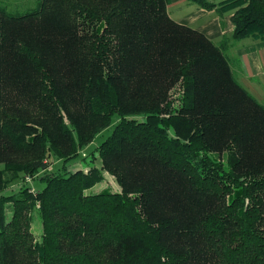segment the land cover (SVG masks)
<instances>
[{"label":"trees","instance_id":"trees-1","mask_svg":"<svg viewBox=\"0 0 264 264\" xmlns=\"http://www.w3.org/2000/svg\"><path fill=\"white\" fill-rule=\"evenodd\" d=\"M193 1L234 9L231 38L170 0H0V264H264V103L228 52L264 40V0ZM97 158L122 192L92 191Z\"/></svg>","mask_w":264,"mask_h":264},{"label":"crops","instance_id":"crops-1","mask_svg":"<svg viewBox=\"0 0 264 264\" xmlns=\"http://www.w3.org/2000/svg\"><path fill=\"white\" fill-rule=\"evenodd\" d=\"M221 1L224 0L214 3L218 4ZM185 6L188 12L182 16ZM168 12L175 21L199 30L215 42H219L223 36L231 38L234 32L232 21L234 9L205 7L193 0H170ZM228 52L230 58L240 62L238 72L243 86L264 103V40L251 37L236 41L231 39Z\"/></svg>","mask_w":264,"mask_h":264},{"label":"rangeland","instance_id":"rangeland-1","mask_svg":"<svg viewBox=\"0 0 264 264\" xmlns=\"http://www.w3.org/2000/svg\"><path fill=\"white\" fill-rule=\"evenodd\" d=\"M208 2H218L220 0H207ZM241 2H243L244 0H240ZM245 2V1H244ZM194 6H199V5H195ZM244 6V4H243ZM187 8L185 6V12L182 13V16H185L187 13ZM172 85L169 87V90L167 91V101H169V103H171V107L170 109L164 111L162 113L163 116H165L166 118L169 117L171 114H178L179 110L181 108V94H182V90L180 88V81L175 80L171 83ZM165 103H163V107H164ZM65 115V113H63ZM140 118V117H139ZM65 121L67 122L68 120L65 118ZM115 122H113V124H111L107 129H105L103 132H101L99 135H97V137L92 140V141H88L86 142L87 144L80 147L78 149L77 152V156L75 158L74 161L70 162V165L68 166L69 170H77V169H82L84 170L85 168L87 169L88 167L86 166L88 160L84 159V154H88L90 153L93 149H95L96 145L100 144L101 142H103L113 131ZM11 154V153H10ZM225 154H228L227 149H224V153L221 154V158L225 157ZM16 158V154H11V155H7L6 161L11 160V161H15ZM54 158V157H53ZM3 160H5L3 158ZM61 163V161H58L56 159L52 160L50 166L48 167L47 171H54L56 170V168L58 167V165ZM97 166L102 168V174H103V179L102 181H100V183L96 184L93 188L92 191L95 192H99L102 190H110L112 192L114 191H119L122 192V185L119 182V178L118 175L113 173L112 171H110V169H105L102 166V161L101 159L97 158L96 159V163ZM46 171H42L41 173H44ZM27 179H31L32 176H26ZM30 181L29 183H31L33 180H28ZM21 184H23V181L21 179L16 180L15 182H13L11 185H9V187H7V189H14L16 188V190L21 186ZM35 187L37 188H42L43 183L36 180L35 181ZM5 189V190H7ZM9 191V190H8ZM33 216L35 217V223L33 224V231L36 234V237H40L41 234V226L39 224V221L37 219L38 216L37 215V211H32Z\"/></svg>","mask_w":264,"mask_h":264}]
</instances>
